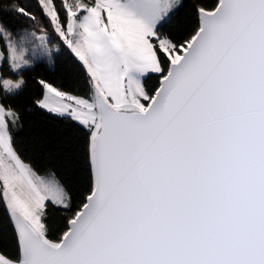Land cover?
I'll return each instance as SVG.
<instances>
[{"label":"snow or ice","instance_id":"6c2138e0","mask_svg":"<svg viewBox=\"0 0 264 264\" xmlns=\"http://www.w3.org/2000/svg\"><path fill=\"white\" fill-rule=\"evenodd\" d=\"M0 264H264V0H0Z\"/></svg>","mask_w":264,"mask_h":264},{"label":"trees","instance_id":"16d2710c","mask_svg":"<svg viewBox=\"0 0 264 264\" xmlns=\"http://www.w3.org/2000/svg\"><path fill=\"white\" fill-rule=\"evenodd\" d=\"M189 5L193 2V0H187ZM182 22H186L182 21ZM13 23H17L18 26L19 23L16 21H13ZM22 27L27 28L29 31L34 30L30 24H23ZM55 43V41H53ZM43 63L47 64V60L44 59ZM36 73L46 74L44 69L37 68ZM36 73H33L32 75H35ZM48 78L55 83H61L62 81H66L65 72L60 69L59 67L56 68V70L48 76ZM31 84L29 85V91L25 93V99H30L31 95ZM24 125L25 129L23 134L18 139V144L21 145L22 151H24L25 155L29 156L36 165L43 169L46 165L49 163H56L54 159H49L45 155H41L38 151H35L32 147V140L31 135L33 132H35L38 128L47 129L50 133H55L56 135H59L61 132H68L70 133V130L65 127V125L61 124L58 121L51 120L45 116H43L42 113H31V112H25L24 113ZM55 136L50 135L49 141L54 142ZM54 155V154H53ZM57 170L60 172V175L64 177L66 180H70L74 186H79L80 183L83 182V180L86 177V172L84 169L78 168L77 171L74 174L69 175L64 171L63 168L59 167L57 164Z\"/></svg>","mask_w":264,"mask_h":264},{"label":"rangeland","instance_id":"374dc122","mask_svg":"<svg viewBox=\"0 0 264 264\" xmlns=\"http://www.w3.org/2000/svg\"><path fill=\"white\" fill-rule=\"evenodd\" d=\"M44 59H46V58H44ZM44 59H43V60H44Z\"/></svg>","mask_w":264,"mask_h":264}]
</instances>
